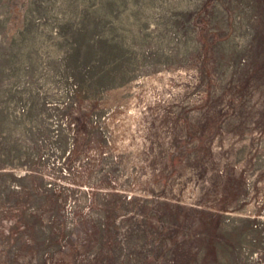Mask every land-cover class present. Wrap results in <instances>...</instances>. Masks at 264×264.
Segmentation results:
<instances>
[{
    "label": "rangeland",
    "instance_id": "obj_1",
    "mask_svg": "<svg viewBox=\"0 0 264 264\" xmlns=\"http://www.w3.org/2000/svg\"><path fill=\"white\" fill-rule=\"evenodd\" d=\"M0 264H264V0H0Z\"/></svg>",
    "mask_w": 264,
    "mask_h": 264
}]
</instances>
